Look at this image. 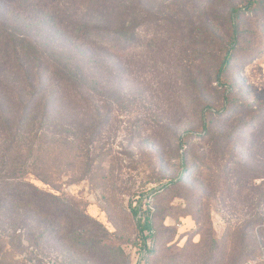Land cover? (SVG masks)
I'll return each instance as SVG.
<instances>
[{"label": "rangeland", "instance_id": "1", "mask_svg": "<svg viewBox=\"0 0 264 264\" xmlns=\"http://www.w3.org/2000/svg\"><path fill=\"white\" fill-rule=\"evenodd\" d=\"M14 2L0 0V24L8 19L5 24L16 25L7 15ZM139 2H133L136 11ZM141 2L153 17L136 44L118 56L103 51L98 69L86 66L87 100L75 113H64L72 134L79 124L87 126L82 139L99 122L94 141L77 152L71 134L66 156L56 146L44 151V145L26 154L32 163L50 161L65 184L64 201L96 223L82 234L85 244L73 236L61 241L41 225L36 245L24 244L37 260L32 264H264V181L258 179L264 176V139L259 150L253 146L254 135L264 132V0ZM229 50L222 80L232 91L225 106L222 90L203 87ZM25 89L18 69L0 65V118L11 126L20 118L17 103ZM54 92L48 86L47 96L37 98H57ZM204 100L223 113L210 114L200 105ZM210 131L215 139L205 135ZM187 132L197 138L180 146ZM219 133L231 138H217ZM147 204L155 238L146 258L133 210ZM3 227L12 238L6 243L20 244V230L14 236ZM91 232L98 235L95 249Z\"/></svg>", "mask_w": 264, "mask_h": 264}, {"label": "trees", "instance_id": "2", "mask_svg": "<svg viewBox=\"0 0 264 264\" xmlns=\"http://www.w3.org/2000/svg\"><path fill=\"white\" fill-rule=\"evenodd\" d=\"M134 1L15 0L7 15L14 18L12 24L16 25L10 27L11 24H5L9 22L8 19L0 24V65L18 69L20 86H25L27 90L25 98H20L17 103L20 118L16 121L20 124L17 125L15 121L11 126L0 118L4 137L0 145V264L36 263L37 260L28 254L24 244L30 247L36 245L38 240L35 232L41 225L46 232L59 234L61 241L73 236L74 241L85 244L86 238L82 234L88 232L86 228L89 223L96 224L79 207L64 201L61 192L65 184L52 172L50 161L46 159L32 163L26 154L41 151L42 145L46 146V152L55 146L65 156L70 151L69 135L72 132L66 123L68 115L64 113H75L87 100L84 98L87 81L84 68L93 65L98 69L99 56L103 51L115 56L128 51L136 44L138 33L145 23L152 20V14L141 7V0L137 11L133 8ZM236 14L233 9V19L237 17ZM231 38V45L228 46L233 50L236 38ZM231 52L225 51L224 57L213 70V76L211 74L207 77L203 87L215 84L222 90V103L225 106L231 103L228 95L232 86L225 84L222 79L231 63ZM86 55L91 57L86 60ZM41 67L46 70L39 72ZM48 86L55 88L54 96L57 98H37L41 94L46 95ZM92 100L94 112L99 115L94 105L96 99ZM200 105H204L213 115L221 114L224 110L214 111L206 100ZM246 109H250V106ZM203 116L205 119L206 116ZM86 127L79 124L76 134H72L74 137L76 135L77 152L84 150L86 143L87 146L91 143L92 137L94 141L99 122L94 121L89 125L87 140L78 136L84 133ZM205 135L215 139L211 131ZM19 136L20 147L15 148L19 146ZM220 137L227 140L231 138L226 133H219L217 138ZM196 138L194 133L187 132L179 138V145L187 146L189 144L186 143H192ZM262 139L264 132L254 135L253 146L257 150L262 148L259 143ZM33 145L35 150H27ZM216 146L217 143L213 152ZM258 179L264 181V176ZM261 196L259 205H264L263 191ZM147 205L145 210L142 206L133 210L138 240L142 244L141 252L146 258L152 252L155 238L152 225L154 211L150 204ZM19 213L20 220L16 216ZM5 224L14 236L20 230V244L15 246L13 242L6 243L7 239L12 238L6 235L3 227ZM97 236L96 232H91L88 240L94 249L98 245Z\"/></svg>", "mask_w": 264, "mask_h": 264}, {"label": "crops", "instance_id": "3", "mask_svg": "<svg viewBox=\"0 0 264 264\" xmlns=\"http://www.w3.org/2000/svg\"><path fill=\"white\" fill-rule=\"evenodd\" d=\"M262 79L264 81V68H263V73H262Z\"/></svg>", "mask_w": 264, "mask_h": 264}]
</instances>
